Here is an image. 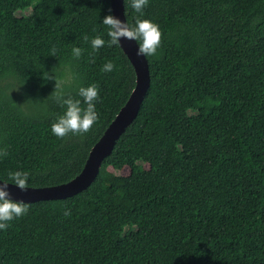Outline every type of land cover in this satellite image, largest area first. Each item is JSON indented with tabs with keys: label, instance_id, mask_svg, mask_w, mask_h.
Instances as JSON below:
<instances>
[{
	"label": "trees",
	"instance_id": "obj_1",
	"mask_svg": "<svg viewBox=\"0 0 264 264\" xmlns=\"http://www.w3.org/2000/svg\"><path fill=\"white\" fill-rule=\"evenodd\" d=\"M124 6L161 30L138 116L86 190L26 203L0 230V264H264V0ZM109 14L111 0H0L1 180H72L128 101L136 73L107 43ZM50 77L81 107L78 89L96 85L86 133L52 134L64 106Z\"/></svg>",
	"mask_w": 264,
	"mask_h": 264
},
{
	"label": "clouds",
	"instance_id": "obj_2",
	"mask_svg": "<svg viewBox=\"0 0 264 264\" xmlns=\"http://www.w3.org/2000/svg\"><path fill=\"white\" fill-rule=\"evenodd\" d=\"M148 0H130L131 8L143 15L142 9L146 6ZM129 0H125V4ZM102 23L107 26V41L109 46H120L121 40H134L137 43L136 54L138 56H153L156 54L161 43V30L159 25L150 19L136 18L134 24L128 21H121L112 14L105 16ZM85 37V40H88ZM93 51L101 48L105 41L101 36L97 35L90 40ZM72 55L78 58L82 49L79 47L72 48ZM114 64L108 61L102 65L101 70L111 72ZM56 80V91L53 93L58 103L64 106V111L51 124V132L58 138L64 137L71 132L73 135L86 133L97 120L98 115L95 110V100L98 98V89L96 85L81 86L78 89V96L83 98L86 107H81V100L65 97L61 83ZM6 153H0V156ZM8 181H0V230L6 229L14 218H18L28 212L27 204L23 201H17L10 198L9 183L21 191L27 190L29 182V174L25 171L16 170L8 173ZM65 215L70 212L65 211Z\"/></svg>",
	"mask_w": 264,
	"mask_h": 264
},
{
	"label": "water",
	"instance_id": "obj_3",
	"mask_svg": "<svg viewBox=\"0 0 264 264\" xmlns=\"http://www.w3.org/2000/svg\"><path fill=\"white\" fill-rule=\"evenodd\" d=\"M111 6L112 15L121 21H127L124 0H111ZM120 45L134 66L136 85L126 104L92 147L83 170L66 183L45 187L28 186L25 191H21L9 183L10 198L25 203L66 199L86 190L96 179L103 161L112 153L120 136L138 116L151 85L148 59L136 54V41L122 38ZM0 181L3 180L0 179Z\"/></svg>",
	"mask_w": 264,
	"mask_h": 264
},
{
	"label": "rangeland",
	"instance_id": "obj_4",
	"mask_svg": "<svg viewBox=\"0 0 264 264\" xmlns=\"http://www.w3.org/2000/svg\"><path fill=\"white\" fill-rule=\"evenodd\" d=\"M30 12H31V9H27V10H24L22 12H19L18 15L29 14ZM129 172H130V169L129 168H125L120 173L124 174V175H127V174H129Z\"/></svg>",
	"mask_w": 264,
	"mask_h": 264
}]
</instances>
